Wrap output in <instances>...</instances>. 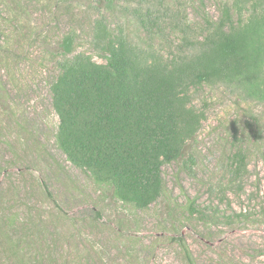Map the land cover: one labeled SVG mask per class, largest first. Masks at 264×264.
I'll return each mask as SVG.
<instances>
[{
	"label": "rangeland",
	"instance_id": "obj_1",
	"mask_svg": "<svg viewBox=\"0 0 264 264\" xmlns=\"http://www.w3.org/2000/svg\"><path fill=\"white\" fill-rule=\"evenodd\" d=\"M232 1L0 0V264H264V101L225 84L192 88L202 126L162 166L164 191L144 209L115 199L55 143L49 83L65 34L73 54L103 63L91 44L101 18L168 56L183 42L171 23L196 38ZM147 11L159 26L140 23ZM238 149L245 168L234 173Z\"/></svg>",
	"mask_w": 264,
	"mask_h": 264
},
{
	"label": "trees",
	"instance_id": "obj_2",
	"mask_svg": "<svg viewBox=\"0 0 264 264\" xmlns=\"http://www.w3.org/2000/svg\"><path fill=\"white\" fill-rule=\"evenodd\" d=\"M146 18L148 11L139 17L143 26H159L157 16ZM170 28H179L183 42L164 56L96 19L91 44L105 61L73 54L75 36L67 33L59 42L58 74L49 83L58 148L95 184L137 209L163 193L162 166L180 158L202 126L205 114L193 105L192 88L225 84L264 101V0L224 5L196 38L187 37L184 23ZM244 160L238 149L234 173L245 168Z\"/></svg>",
	"mask_w": 264,
	"mask_h": 264
}]
</instances>
